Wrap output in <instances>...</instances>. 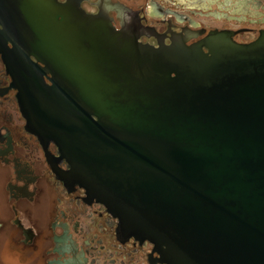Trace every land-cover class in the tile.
Instances as JSON below:
<instances>
[{"label":"water","instance_id":"water-1","mask_svg":"<svg viewBox=\"0 0 264 264\" xmlns=\"http://www.w3.org/2000/svg\"><path fill=\"white\" fill-rule=\"evenodd\" d=\"M32 5L11 61L27 129L171 264H264V32L153 48L108 17Z\"/></svg>","mask_w":264,"mask_h":264},{"label":"flooded vegetation","instance_id":"flooded-vegetation-1","mask_svg":"<svg viewBox=\"0 0 264 264\" xmlns=\"http://www.w3.org/2000/svg\"><path fill=\"white\" fill-rule=\"evenodd\" d=\"M38 1L49 10L40 15L62 19L58 7H70L108 17L117 30L153 48L175 41L192 45L215 30L237 43L253 42L264 32V0ZM32 2L0 0V264H171L75 180L55 142L45 147L27 129L11 61L16 50L22 60L27 57L21 40L31 36L25 19ZM28 59L44 66L35 54ZM50 77L44 76L49 84Z\"/></svg>","mask_w":264,"mask_h":264},{"label":"rangeland","instance_id":"rangeland-1","mask_svg":"<svg viewBox=\"0 0 264 264\" xmlns=\"http://www.w3.org/2000/svg\"><path fill=\"white\" fill-rule=\"evenodd\" d=\"M215 32H220V33H225V34H227V35H229L227 32H224V31H218V30H215V31H212V32H210L209 33V35H211L212 33H215ZM209 35H207L205 38H203V40H201L200 42H198V43H194V44H192V45H188L187 44V42L186 43H184V45H186V46H193V45H196V44H202V42L205 40V39H207V37L209 36ZM230 36V35H229ZM231 37V36H230ZM233 40V39H232ZM256 41V40H255ZM254 42V41H253ZM251 43V42H250ZM240 44H247V43H240ZM167 46H171V45H167ZM203 47H206V46H203L202 45V49H203ZM207 48V47H206ZM203 51L204 52H206L204 49H203ZM209 52V49H208V51L206 52V53H208ZM13 257L10 255L9 256V259H12Z\"/></svg>","mask_w":264,"mask_h":264}]
</instances>
